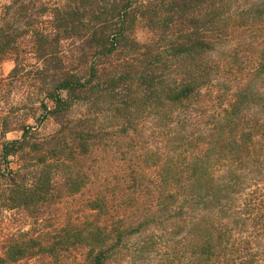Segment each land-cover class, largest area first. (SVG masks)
<instances>
[{
	"label": "trees",
	"instance_id": "trees-1",
	"mask_svg": "<svg viewBox=\"0 0 264 264\" xmlns=\"http://www.w3.org/2000/svg\"><path fill=\"white\" fill-rule=\"evenodd\" d=\"M9 59L0 264H264V0H0Z\"/></svg>",
	"mask_w": 264,
	"mask_h": 264
},
{
	"label": "rangeland",
	"instance_id": "rangeland-1",
	"mask_svg": "<svg viewBox=\"0 0 264 264\" xmlns=\"http://www.w3.org/2000/svg\"><path fill=\"white\" fill-rule=\"evenodd\" d=\"M53 2H56V0H53ZM141 37H144V36L141 35ZM14 64L15 63L12 59L4 61L0 65V77H6L11 72V70L13 69ZM19 96H21V93H17V91L11 93L10 100H12V102H14V106H17V104H15V103H19V100H20ZM25 102H26V100H25ZM0 106H5V105H4V103L0 102ZM29 122L34 123V120L30 119ZM47 123L45 124L46 128L50 129L53 125L51 124V122L48 124ZM21 134H22V132L19 130L11 131L5 135V138H7V139L19 138L21 136ZM3 138H4V136L2 135V129H1V124H0V142L2 141Z\"/></svg>",
	"mask_w": 264,
	"mask_h": 264
}]
</instances>
